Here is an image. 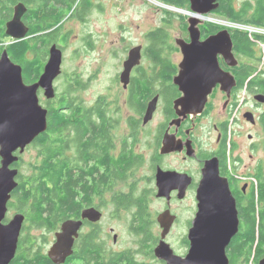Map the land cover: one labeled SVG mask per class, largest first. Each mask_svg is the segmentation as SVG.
<instances>
[{"label": "flooded vegetation", "instance_id": "af4514ba", "mask_svg": "<svg viewBox=\"0 0 264 264\" xmlns=\"http://www.w3.org/2000/svg\"><path fill=\"white\" fill-rule=\"evenodd\" d=\"M99 1L92 0L93 7L87 10L80 1L72 14L58 26L62 28L57 33V41L48 47L49 51L44 59L42 74L36 81L26 82L24 79L26 85L31 86L39 82L49 61L51 47L57 45L63 51L69 42L71 34L65 31L67 20L78 15L84 18L95 10L102 12V4H99ZM51 3H55V0H51ZM174 9L178 8L174 7ZM186 11L191 14L190 10ZM215 12L212 13L216 17L215 21L227 20ZM210 15L201 16L204 20V23L199 25L201 41L226 29L220 24L219 26L213 25L219 29L206 24V19L214 22L208 18ZM24 18L26 22H31V18H27V15ZM185 22L188 25L187 34L176 37L174 43L167 31L159 28L163 29L167 35L168 44L159 48L164 49L163 57L167 59L171 68L168 77L160 75V64L156 65L148 54L151 44L139 45L135 48H142V61L133 69L127 87L125 88L122 81L126 62L124 59L119 73L113 79L115 86L121 90L119 95L111 93L110 96L104 87H99L96 99L88 106L83 100L72 96L73 92L78 93L85 88V84L81 82L82 78L72 76H67V88L62 93H58L56 84L66 74L63 65L62 75L54 82L56 98L48 100L44 90H39L41 104L48 111V127L23 153L21 149L12 153L14 158L18 157V161L12 162L9 167L12 172H17L14 178L17 185L10 193L3 221L4 225H8L17 215L24 216L25 222L20 240L26 235L27 244L24 247L30 250L25 252L26 255L32 258L40 257L42 260H46L45 257H47L50 260L49 251L57 241V234L62 233L66 222L73 220L81 221L83 226L75 242L74 254L67 259L65 264H110L112 249L108 244V236H104V233L107 235L108 233L103 229V221L108 217L113 218V212L120 213V216L124 218V213L134 211L133 223L129 225V229L135 233L133 237L137 238L140 246L137 250L130 249L121 252H128L129 259L134 262L150 264L151 260L157 259L155 249L162 239L151 230L152 225L155 224L150 212L152 201H157L163 206V212L157 215L169 210L177 217L166 239V242L170 244L168 239L174 228L182 223L181 215L176 211L175 204L184 205L191 198V194L194 195L196 204L194 217L186 222V227L188 226L190 231L198 212L197 190L203 177V169L207 161L217 159L220 174L228 181L236 200L240 220V231L227 248L230 264H233L232 256L237 248V242L247 228L254 237L251 253L252 264H260L264 259V239H262L264 236V43L254 39L256 43L251 46L252 56H242L234 45L233 31L236 30L228 29L238 65L232 67L221 54L218 60L220 67L234 77V82L227 89L217 84L209 95L202 114L179 115L182 108L177 109L175 102L184 96V92L180 86L176 85L175 80L181 72L184 55L178 43L180 41L191 43L190 17L188 20L185 19ZM25 25L29 30L28 38L33 39L40 34H32V27L27 23ZM159 29L151 31L147 37ZM85 41L91 49L95 48L94 41L90 37L85 38ZM177 50L182 56L179 63L174 60ZM240 57L247 60L245 59L241 64ZM32 58L33 55L30 53L28 59ZM144 59L149 61L148 67H143ZM244 66L251 68H244ZM143 82H146V85H143ZM148 88L152 89V95L146 100V105L135 107L133 105L134 91L141 93L142 90ZM124 91L127 94L125 103L130 113L125 125ZM42 95L46 101L42 99ZM154 100H157L156 108L148 120V109ZM158 113H162L165 121L157 126L156 138L143 144L148 147L146 151L150 154L148 157L145 152L141 151V148L139 149L142 143L141 134H144L146 129L152 125ZM56 115L60 117L61 123L57 126V132L53 133L52 121ZM63 115L70 121L68 124H63ZM210 117H214L217 121L212 122ZM203 133L206 134L205 138L202 136ZM166 136L169 139L170 148L175 151L163 152ZM31 148H34L38 155L35 162L27 164L28 168L24 171H28L25 174L22 170L24 155ZM55 148L58 152L53 155ZM2 166L0 146V168ZM161 172L179 174L182 184L190 179L191 184L183 199L179 198L180 189L171 193L170 202L164 198H157ZM139 175L143 179H140ZM54 178L57 180L56 183ZM142 180H145V186ZM124 185H126L125 189ZM119 186L121 189L118 188ZM39 188L45 189L46 196L40 200L43 204H40L39 200L35 201ZM58 207L65 209L66 212L59 213ZM142 208L147 211V216L144 218L137 214ZM39 209L44 210L45 221L48 218H51V221L38 225L34 217ZM107 209L111 211L109 215H106ZM87 210L100 212L101 219L96 222L84 218ZM158 217L156 223L162 235L163 230ZM111 218L108 219L111 221ZM141 220L147 222L149 233L140 234L138 232ZM30 228L44 231L39 242V238L28 231ZM245 232L242 236V243L247 241ZM111 233H114L113 229ZM50 235H54L53 239H50ZM115 236L118 235L115 234ZM262 241V255L258 257ZM182 242L187 250L185 253L178 251L177 253L171 244L170 246L176 255L186 257L190 251L188 235L183 238ZM46 244H52L50 249H46ZM147 245H154L153 253H151L152 248ZM86 246H91L90 253L82 251ZM247 258V253L244 251L240 259L244 262ZM129 259L126 258L124 264H129ZM15 260L16 257L11 264H14ZM161 263L166 264L163 261Z\"/></svg>", "mask_w": 264, "mask_h": 264}, {"label": "water", "instance_id": "95a60500", "mask_svg": "<svg viewBox=\"0 0 264 264\" xmlns=\"http://www.w3.org/2000/svg\"><path fill=\"white\" fill-rule=\"evenodd\" d=\"M191 4L190 34L191 43L180 41L184 60L181 72L175 83L181 87L184 96L175 102V107L182 108L179 115L202 114L213 88L220 84L227 89L234 82V77L224 71L219 64L221 54L229 65H238L233 53V41L228 29L201 41L199 25L206 16L218 10L220 0H187ZM28 8L19 3L14 7L13 19L7 23V36L13 40H23L29 30L23 22ZM64 54L54 45L50 49L49 61L39 82L28 86L24 82L22 67L14 62L8 50L0 57V146L3 166L0 168V264H11L15 259L25 218L17 215L8 225L3 221L7 212L10 193L16 188L14 178L17 172L10 170V165L18 157L13 152L25 149L48 127V111L42 106L39 90H44L48 100L57 96L55 80L62 75ZM142 61V48L132 49L124 63L122 81L125 88L130 82L133 69ZM154 100L148 109V120L156 108ZM175 151L169 146L166 136L164 153ZM179 174L161 172L157 198L171 200V193L180 189L179 198L183 199L191 184L190 179L181 183ZM177 186V187H176ZM180 186V187H179ZM198 212L189 231L190 251L186 257H180L166 242L177 217L166 211L159 215L158 222L163 230L162 239L155 249V256L166 264H230L227 248L240 231V220L236 200L232 195L228 181L220 174L217 159L206 162L203 177L197 190ZM84 218L93 221L101 219L100 212L87 210ZM81 221H68L62 233L57 234V241L49 251V258L54 264H65L74 254V246L82 229ZM118 236L114 237V242ZM264 264V259L260 262Z\"/></svg>", "mask_w": 264, "mask_h": 264}, {"label": "rangeland", "instance_id": "374dc122", "mask_svg": "<svg viewBox=\"0 0 264 264\" xmlns=\"http://www.w3.org/2000/svg\"><path fill=\"white\" fill-rule=\"evenodd\" d=\"M244 1L240 0L239 5ZM98 3L102 4V12L95 10L84 18H80L79 15L77 17L73 16L65 23V31L71 34L69 42L63 48V68L66 74L56 84L58 93H62L67 88V76L82 78L81 82L85 84L84 90L78 93L73 92L72 96L83 100L88 106L96 99L99 87H104L110 96L111 93L115 95L121 93V90L113 83V79L120 71L122 60L124 59L125 62L128 59L131 49L139 45L148 46L150 40L147 35L151 31L159 28L165 29L172 37V42L174 43L176 37L187 34L188 25L185 19L188 20L190 16H193L186 10L170 9L158 0H100ZM210 16L214 22L206 19V24L217 26L218 24L214 19L216 18L214 17L215 15L212 14ZM220 26L228 29L226 26ZM87 37L94 41V49H91L85 41ZM239 59L242 64L246 58L240 57ZM174 60L176 63L182 60L178 50ZM149 64V61L144 59L143 67H148ZM41 97L46 101L43 95ZM126 97L127 94L124 91V125L130 114L125 103ZM210 118L212 122L217 121L214 117ZM164 121L162 113H158L152 125L146 129L144 134H141L142 143L139 149L141 148V151L145 152L148 157L150 156L146 152L148 147L143 144L156 138L155 131L157 126ZM202 136L205 138L206 134L203 133ZM37 155V151L34 148L27 151L24 155L23 173L27 174L28 170L24 171L28 168L27 164L35 162ZM139 178L143 179L141 175H139ZM142 182L145 186V180H142ZM118 188L121 189V186ZM125 188L126 185H124ZM195 208L196 204L193 194H191V198L184 205L175 204L176 211L181 215L182 223L174 228L168 242L176 252H187L182 241L189 234L186 222L194 217ZM110 212L107 209L106 215H109ZM150 212L155 222L151 230L156 235L161 236V229L156 220L159 215L157 213L163 212V206L153 200L150 205ZM133 213L135 212L124 213L123 218L120 213L116 214L113 212L114 217H108L111 218V221L108 218L103 221V229L108 233V235L104 233V236H108V244L112 251L121 252L139 248L140 244L137 242V238L133 237L135 233H132L131 229H129V225L133 223ZM111 229L114 230V233H111ZM28 231L39 238L38 242L44 233L42 229L37 228H30ZM115 234L118 235L116 244L114 242ZM53 237L54 235H50V239H53ZM51 246L52 244H46V249H50ZM151 261L149 262L150 264H162V261L158 259Z\"/></svg>", "mask_w": 264, "mask_h": 264}, {"label": "trees", "instance_id": "16d2710c", "mask_svg": "<svg viewBox=\"0 0 264 264\" xmlns=\"http://www.w3.org/2000/svg\"><path fill=\"white\" fill-rule=\"evenodd\" d=\"M84 4V9H90L93 7L92 0H55V3H51V0H0V57L2 52L6 49L9 52L11 59L18 63L23 69L24 79L27 81L33 80L36 81L39 79L44 68V59L48 55V47L51 43L57 41V33L61 30L58 28L59 25L76 9L78 4ZM163 2L166 6L176 7L182 10H191L190 3L187 0H158ZM240 0H220V5L218 10L215 12L217 15H221L229 21H234L244 25L257 26L264 28V0H245L241 5H239ZM19 3H23L27 6V18H31V22H26L23 18L24 24H29L32 34H38L35 38L30 39L28 36L23 40H13L10 39L6 34V25L9 21L13 19L14 7ZM24 16V17H25ZM215 29H219L211 25ZM234 32V45L236 50L242 54V56H252L251 46L256 43L254 38L243 31H233ZM166 32L163 29H159L156 32L151 33L148 38L150 40L151 46L149 47L148 54L155 61L156 65L160 64V75L168 77L171 73V68L167 59H164L163 53L164 49L161 47L164 44H168L166 41ZM258 41L264 43V37H257ZM32 53L33 58L28 59V55ZM250 66H244L247 68ZM251 68V67H250ZM257 69V68H256ZM249 76V75H248ZM146 85V82L142 83ZM152 95V89L148 88L147 90H142L141 93L134 91V100L133 105L135 107H143L146 105V100ZM64 121L63 124H68L70 121L63 115ZM61 123L59 116H55L52 121L53 133L57 132V126ZM50 152V147L48 148ZM56 150L53 152V155H56ZM54 182L57 180L54 178ZM44 196H46L45 189L39 188L38 194L35 196V201L39 200L40 204H43V201H40ZM49 196V195H48ZM51 200V198L49 199ZM60 209V210H59ZM59 213L61 211L66 212L65 209L58 207L57 210ZM254 212V210H252ZM44 210L39 209L34 221H37L38 225H44L48 221H51V218H48L46 221L43 217ZM137 214L141 215V218L147 216L146 209H141ZM36 223V222H35ZM147 222H142L138 232L140 234L149 233ZM245 232V231H244ZM242 233L240 239L237 242V248L232 256L233 264H252L251 262V253L253 250L254 237L252 232L247 228L246 237L247 241L242 243ZM264 239V236L262 237ZM21 247L19 246L18 253L14 264H52V262L45 257L46 260H42L40 257H29L25 252L30 250L26 249L24 245L27 243V237L23 236L20 240ZM251 244V245H249ZM92 246V245H91ZM91 246H86L84 253L91 252ZM150 246V245H147ZM152 248L151 253H153L154 245L150 246ZM263 241L259 246V256L262 254ZM103 250V249H102ZM97 251H99L97 249ZM246 251L247 259L244 262L240 259L243 257V252ZM126 258L129 259L128 252H115L112 251L110 257V264H124ZM129 264H144L137 263L129 259Z\"/></svg>", "mask_w": 264, "mask_h": 264}, {"label": "built area", "instance_id": "2783aa9c", "mask_svg": "<svg viewBox=\"0 0 264 264\" xmlns=\"http://www.w3.org/2000/svg\"><path fill=\"white\" fill-rule=\"evenodd\" d=\"M208 18L211 19L212 17L208 16ZM216 23L226 26L230 30L246 32L251 36V38H254V39H257V37H264V28L262 27L244 25V24L235 23V22L228 21V20H220V21H216Z\"/></svg>", "mask_w": 264, "mask_h": 264}, {"label": "bare ground", "instance_id": "6f19581e", "mask_svg": "<svg viewBox=\"0 0 264 264\" xmlns=\"http://www.w3.org/2000/svg\"><path fill=\"white\" fill-rule=\"evenodd\" d=\"M169 8H170V9H174V7H169ZM197 17H198L199 19H201V17H200V16H198V15H197ZM201 20H202V19H201Z\"/></svg>", "mask_w": 264, "mask_h": 264}, {"label": "clouds", "instance_id": "9594fccd", "mask_svg": "<svg viewBox=\"0 0 264 264\" xmlns=\"http://www.w3.org/2000/svg\"><path fill=\"white\" fill-rule=\"evenodd\" d=\"M167 7H172V6H167ZM257 27V26H256Z\"/></svg>", "mask_w": 264, "mask_h": 264}]
</instances>
